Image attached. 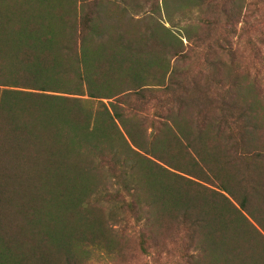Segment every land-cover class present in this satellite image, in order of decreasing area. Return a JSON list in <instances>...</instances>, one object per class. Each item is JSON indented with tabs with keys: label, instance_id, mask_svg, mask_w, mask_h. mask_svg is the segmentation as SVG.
I'll return each instance as SVG.
<instances>
[{
	"label": "trees",
	"instance_id": "trees-1",
	"mask_svg": "<svg viewBox=\"0 0 264 264\" xmlns=\"http://www.w3.org/2000/svg\"><path fill=\"white\" fill-rule=\"evenodd\" d=\"M263 0H0V264H264Z\"/></svg>",
	"mask_w": 264,
	"mask_h": 264
},
{
	"label": "rangeland",
	"instance_id": "rangeland-1",
	"mask_svg": "<svg viewBox=\"0 0 264 264\" xmlns=\"http://www.w3.org/2000/svg\"><path fill=\"white\" fill-rule=\"evenodd\" d=\"M264 1V0H263ZM263 8H264V4H263V6H262ZM264 11V10H263Z\"/></svg>",
	"mask_w": 264,
	"mask_h": 264
}]
</instances>
